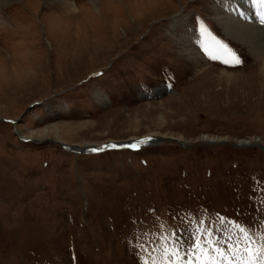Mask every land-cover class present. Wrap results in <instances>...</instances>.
I'll list each match as a JSON object with an SVG mask.
<instances>
[{
  "label": "rangeland",
  "instance_id": "1",
  "mask_svg": "<svg viewBox=\"0 0 264 264\" xmlns=\"http://www.w3.org/2000/svg\"><path fill=\"white\" fill-rule=\"evenodd\" d=\"M75 1L81 13L67 16L59 0H0V264H139L137 241L155 240L145 233L164 225L183 238L189 221L214 227L217 215L255 235L264 219L257 9L231 0L259 36L248 50L217 19L220 0ZM197 18L241 65L183 51L197 41ZM144 138L159 142L90 151Z\"/></svg>",
  "mask_w": 264,
  "mask_h": 264
},
{
  "label": "snow or ice",
  "instance_id": "2",
  "mask_svg": "<svg viewBox=\"0 0 264 264\" xmlns=\"http://www.w3.org/2000/svg\"><path fill=\"white\" fill-rule=\"evenodd\" d=\"M249 3L257 9L259 22L264 25V0H249ZM239 15L247 18L243 12ZM197 20L199 51L209 60L229 66L241 65L242 59L237 52L217 38L199 18ZM166 86L171 87L170 84ZM148 139L129 146H138ZM189 224V235L183 238L179 230L165 232L164 225H160L159 234L145 233L149 239L155 236V240L151 247L146 241H137L136 247L144 253L137 257L139 264H264V219L259 222L255 235L249 226L219 215L214 227L203 219L189 221ZM219 231L224 233L223 239L215 237L214 233Z\"/></svg>",
  "mask_w": 264,
  "mask_h": 264
},
{
  "label": "bare ground",
  "instance_id": "3",
  "mask_svg": "<svg viewBox=\"0 0 264 264\" xmlns=\"http://www.w3.org/2000/svg\"><path fill=\"white\" fill-rule=\"evenodd\" d=\"M61 2L62 5H64V8L61 9L63 10L62 12H66V15L67 16H74L76 15V12H80L78 10V7L76 5V1L75 0H59ZM221 2H219V6H217V13H216V17L217 19L220 21L221 23V26L223 27L224 31L226 32H229L230 34V38H232L233 40H236L237 42H239L241 45L243 46H246L249 49H253V43L251 40L252 38H258L259 36H254V30L252 29L253 27L252 26H249V25H245L242 23H239L237 21L236 18H238V16L240 17L239 13L241 12L240 11V8H239V5L237 6V2L234 3L233 1L231 0H220ZM61 8V7H60ZM239 8V9H238ZM99 9V8H98ZM26 10H29L28 8H26ZM25 10V11H26ZM250 12V11H249ZM81 13V12H80ZM246 16V15H245ZM246 21L247 22H251V17L250 16H246ZM235 18V19H234ZM52 19V18H51ZM239 19V18H238ZM244 19V18H242ZM54 21V20H53ZM52 22V21H51ZM57 22V21H56ZM59 22V21H58ZM4 24V22L0 19V26H2ZM7 24V23H6ZM49 24V23H48ZM47 24V25H48ZM55 24V23H54ZM46 25V26H47ZM50 25V24H49ZM53 25V24H52ZM220 25V24H219ZM54 26H57V25H54ZM59 27V25H58ZM56 27V28H58ZM259 27V25H258ZM252 30H250V29ZM261 28V26H260ZM49 29V28H47ZM263 29V28H262ZM57 30V29H56ZM257 30V29H256ZM260 30V29H259ZM262 31V30H261ZM54 32V30H53ZM226 32V33H227ZM263 32L262 31V35H263ZM56 33V32H54ZM50 34V33H48ZM63 34V33H62ZM52 35V34H51ZM261 35V34H260ZM59 36V35H58ZM58 36H55V37H52L54 43H57L56 39L58 38ZM50 38V37H49ZM264 39V37L262 38ZM195 39H192V38H187L184 42H185V50H183L184 52L188 53L190 56L192 55L194 57V53L198 52L199 53V49H197L196 47V42H194ZM263 42V41H262ZM51 44V43H50ZM263 50L260 51V52H255L253 54V56L256 58V60L258 61V71L260 73H264V48H262ZM255 50V49H254ZM261 50V49H260ZM189 51V52H188ZM196 51V52H195ZM196 59V58H195ZM211 70V68H206V69H203L202 72L200 73L201 75L202 74H205L207 71ZM221 72V71H220ZM221 73H224L222 76H225L226 78H228L227 76L230 74L227 75V73L225 72H221ZM57 139V137H56ZM57 141H60L61 143H66L65 141H61V140H57ZM245 143V142H244ZM126 143H123L122 145H125ZM128 144V143H127ZM247 144V143H246ZM241 146H244L245 144H240Z\"/></svg>",
  "mask_w": 264,
  "mask_h": 264
},
{
  "label": "water",
  "instance_id": "4",
  "mask_svg": "<svg viewBox=\"0 0 264 264\" xmlns=\"http://www.w3.org/2000/svg\"><path fill=\"white\" fill-rule=\"evenodd\" d=\"M141 140H143V139L136 140V141H130V142H128V144L126 143L125 145H122V144H119V143L110 142L108 144H104V145H101L99 147H96L95 149H97V151H94V152L100 153V152L109 151V150H121V149H126V148H128V149H138V148L147 147V146H154V145L158 144V142H159L156 139H148L146 143L139 144L138 146H133V147L129 146V145H137V143L139 141H141ZM111 145H115V147H111ZM237 146L240 147L241 145H237ZM62 147L64 148V150L72 152L74 154L83 153L82 151L77 150V149H75V148H73L71 146L62 145Z\"/></svg>",
  "mask_w": 264,
  "mask_h": 264
}]
</instances>
